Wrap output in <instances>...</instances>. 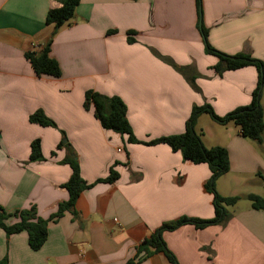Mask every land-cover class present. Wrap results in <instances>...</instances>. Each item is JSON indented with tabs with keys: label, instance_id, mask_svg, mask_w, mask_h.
<instances>
[{
	"label": "crops",
	"instance_id": "crops-1",
	"mask_svg": "<svg viewBox=\"0 0 264 264\" xmlns=\"http://www.w3.org/2000/svg\"><path fill=\"white\" fill-rule=\"evenodd\" d=\"M59 5L60 0H0V206L13 212L34 205L37 216L48 218L68 198L61 186L71 173L63 162L67 154L75 155L82 179L93 184L77 198L75 215L65 211L48 222L38 250L28 246L25 231L7 236L0 228V259L124 264L163 222L213 217L212 194L204 188L207 164L185 160L164 143L143 142L183 132L194 104L207 103L222 116L250 102L256 68L217 74V59L204 51L198 22L215 50L264 60V0H201L200 20L196 0H80L50 44L60 75L39 76L24 54L49 39L54 26L45 17ZM155 52L185 66V74ZM87 90L121 98L138 142L101 127L92 105L84 107ZM260 105L264 121L263 89ZM38 109L55 127L28 120ZM205 114L195 130L204 146L225 147L229 159L215 190L240 198L224 224H184L162 238L178 264H264V211L245 198L264 197V142L258 146L233 123ZM34 139L42 155L36 161L29 158ZM110 168L117 179L96 181ZM138 264L169 263L155 253Z\"/></svg>",
	"mask_w": 264,
	"mask_h": 264
},
{
	"label": "trees",
	"instance_id": "trees-1",
	"mask_svg": "<svg viewBox=\"0 0 264 264\" xmlns=\"http://www.w3.org/2000/svg\"><path fill=\"white\" fill-rule=\"evenodd\" d=\"M80 0H60V5L48 10L45 22L54 26V31L49 39L39 48L28 51L24 54L30 63L36 75H50L58 77L60 68L55 59L49 55L50 44L56 30L66 24L74 16L75 7ZM199 20L201 19V0H196ZM198 27L204 42V51L207 54L214 55L217 61L212 69L217 74H221L225 70H234L245 66H254L257 70V82L252 91L251 100L247 105L238 106L226 114L217 115L212 107L204 103L202 105L194 104L191 108L190 115L185 122L184 130L178 134H170L160 136L155 139L143 142L144 144L164 143L171 150L179 151L183 159L192 163H205L210 170V176L204 184V188L212 194V205L214 215L210 219H200L196 217L180 216L174 220L163 222L147 237H145L136 247L135 254L124 264H138L144 258L155 253H161L169 264H178L174 254L168 249L162 233L171 231L184 224H191L195 228H203L205 226L216 224H224L231 216L228 207L235 204L240 198L239 196H221L215 190L216 179L229 170L228 153L223 146H204L201 139V132L195 130V124L198 116L207 113L214 121L226 124L233 123L238 127L239 134L261 145L264 142V121L262 116V108L260 105V96L264 84V60L254 58L246 53L238 52L228 55L212 48L207 41V30L198 22ZM130 41L133 39L130 38ZM156 53V52H155ZM162 60L168 62L177 71L185 74V66H178L172 60L167 59L156 53ZM191 84L192 78L188 77ZM92 105L95 118L101 127L112 130L118 134L125 135L130 143L138 142L133 134L130 124L126 117V106L120 97L116 95H104L93 90H87L84 94V107ZM31 123L42 126L55 127V123L48 118L42 110L38 109L31 113L28 117ZM62 142L58 143L60 148ZM65 146L70 150L69 145ZM30 160L36 161L42 158L39 139H34L30 143ZM63 162L71 168V173L67 181L61 186L68 192V198L57 204V209L48 218L37 216L36 207L31 205L27 209H20L13 212H6L0 206V228L9 236L14 233L25 231L27 234V243L32 250H38L44 244L47 237V225L49 221L58 219L65 211L75 215L74 204L81 192L90 187L93 183H86L81 175L77 159L75 155L67 154ZM118 173L114 168H110L105 178L96 181L112 182L117 179ZM251 203V207L264 211V197L257 194H247L245 196ZM9 220V223L6 221ZM0 264H8L4 257L0 259Z\"/></svg>",
	"mask_w": 264,
	"mask_h": 264
},
{
	"label": "rangeland",
	"instance_id": "rangeland-1",
	"mask_svg": "<svg viewBox=\"0 0 264 264\" xmlns=\"http://www.w3.org/2000/svg\"><path fill=\"white\" fill-rule=\"evenodd\" d=\"M263 91H264V84H263V87H262ZM206 116L210 117L207 113L205 114ZM231 206L228 207V209H230Z\"/></svg>",
	"mask_w": 264,
	"mask_h": 264
},
{
	"label": "built area",
	"instance_id": "built-area-1",
	"mask_svg": "<svg viewBox=\"0 0 264 264\" xmlns=\"http://www.w3.org/2000/svg\"><path fill=\"white\" fill-rule=\"evenodd\" d=\"M118 150H120V149H118ZM116 220V219H115Z\"/></svg>",
	"mask_w": 264,
	"mask_h": 264
}]
</instances>
